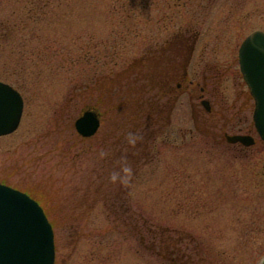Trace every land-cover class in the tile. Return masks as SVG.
Wrapping results in <instances>:
<instances>
[{
  "label": "rangeland",
  "instance_id": "obj_1",
  "mask_svg": "<svg viewBox=\"0 0 264 264\" xmlns=\"http://www.w3.org/2000/svg\"><path fill=\"white\" fill-rule=\"evenodd\" d=\"M255 29L264 0H0V78L24 99L0 181L42 206L55 264H264V141L237 60ZM195 37L188 77L217 73L211 115L199 86L162 94ZM88 108L101 123L82 138ZM238 127L255 143H226Z\"/></svg>",
  "mask_w": 264,
  "mask_h": 264
},
{
  "label": "water",
  "instance_id": "obj_2",
  "mask_svg": "<svg viewBox=\"0 0 264 264\" xmlns=\"http://www.w3.org/2000/svg\"><path fill=\"white\" fill-rule=\"evenodd\" d=\"M242 77L254 101L252 121L264 141V31L254 30L238 48ZM23 98L9 83L0 80V136L13 132L21 119ZM99 126L93 110H84L75 120L76 132L87 137ZM228 142L251 145L248 134H226ZM51 223L41 205L26 192L0 181V264H54Z\"/></svg>",
  "mask_w": 264,
  "mask_h": 264
},
{
  "label": "flooded vegetation",
  "instance_id": "obj_3",
  "mask_svg": "<svg viewBox=\"0 0 264 264\" xmlns=\"http://www.w3.org/2000/svg\"><path fill=\"white\" fill-rule=\"evenodd\" d=\"M195 42H196V37L193 39L192 45L190 47H188V55L184 59L183 58L181 59L182 60L181 66H180V68H181L180 78L181 79H179V81H177L175 87H172V81L174 80V77L168 76L169 78L167 77L166 82H165V87H164V90L166 89V91H162V94L164 96H168V99L171 98L172 99V100L170 99L171 101L176 100L179 93L186 94L188 96V99H192V98H194L195 95H197L194 92V88L199 86V93L196 96V98H198L199 106L202 109L201 112L202 113L205 112V113L211 115L213 112V109H212V105L210 102V95H211V93H213V91L209 90L207 88L205 81L207 80V78H211L213 76H216L217 73H213V74L209 75V77H208L206 71H204V72H202V71H200V72L191 71L190 77H188L189 76L188 65L190 63V59L192 57V54L194 53L193 49L195 46ZM198 74H200V76L204 80L202 85H199V82L196 81L197 80L196 77L198 76ZM170 93L172 94V96H170ZM213 95H216V94L213 93ZM169 96H170V98H169ZM170 103H172V102H170ZM191 112H192L193 118H195V116H196L195 113H197L198 111H196L195 108H192ZM99 119H100V123H101L100 115H99ZM147 121H148V115H147L146 121H145L146 125H147ZM139 127H140V123H137L135 130L131 134V139H134L136 142H138L139 140L142 139V135L140 134V131H138ZM138 133H139V135H138ZM226 133H227L226 131H224L222 133L223 134L222 138L224 140H226V137H225ZM233 133H235V134H250L249 130L243 132L241 127H238L237 131L233 132ZM226 143L231 144V145H238L241 148L247 147V145L243 144L242 142L230 143V142H227V140H226ZM254 143H255V139H254L253 144ZM133 149H134V147H133ZM135 150H136V147H135ZM137 154L138 153L136 151L135 156ZM260 260L264 261V254L262 255V259H260Z\"/></svg>",
  "mask_w": 264,
  "mask_h": 264
},
{
  "label": "clouds",
  "instance_id": "obj_4",
  "mask_svg": "<svg viewBox=\"0 0 264 264\" xmlns=\"http://www.w3.org/2000/svg\"><path fill=\"white\" fill-rule=\"evenodd\" d=\"M101 155H103V153H101ZM131 174H132V168L126 162V158H125V162L122 164L121 168L117 171H114L111 174V180L113 182H118L120 184H126Z\"/></svg>",
  "mask_w": 264,
  "mask_h": 264
},
{
  "label": "trees",
  "instance_id": "obj_5",
  "mask_svg": "<svg viewBox=\"0 0 264 264\" xmlns=\"http://www.w3.org/2000/svg\"><path fill=\"white\" fill-rule=\"evenodd\" d=\"M1 79V78H0ZM2 80V79H1ZM4 81V80H3ZM160 254H162V248H160V251H159Z\"/></svg>",
  "mask_w": 264,
  "mask_h": 264
}]
</instances>
